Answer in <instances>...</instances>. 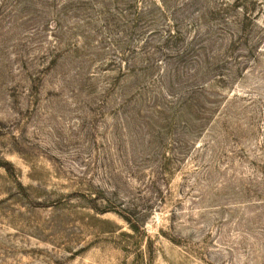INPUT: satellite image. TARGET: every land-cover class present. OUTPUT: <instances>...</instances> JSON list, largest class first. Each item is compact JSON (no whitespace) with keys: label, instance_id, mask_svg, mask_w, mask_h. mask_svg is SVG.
<instances>
[{"label":"rangeland","instance_id":"rangeland-1","mask_svg":"<svg viewBox=\"0 0 264 264\" xmlns=\"http://www.w3.org/2000/svg\"><path fill=\"white\" fill-rule=\"evenodd\" d=\"M10 1L0 264H264V0Z\"/></svg>","mask_w":264,"mask_h":264},{"label":"trees","instance_id":"trees-1","mask_svg":"<svg viewBox=\"0 0 264 264\" xmlns=\"http://www.w3.org/2000/svg\"><path fill=\"white\" fill-rule=\"evenodd\" d=\"M19 1L20 0H13V3L15 4V6L17 4H19L18 3ZM50 1H54V0H50ZM55 1H59V0H55ZM66 1H68L70 3V5L71 4L78 3L79 11H81V10L91 11L94 8L96 9V6L101 7V5H102L101 8H103V10H108L109 9V6H110V4L107 3L109 0H66ZM66 1H64L62 3L61 2H56V3L59 5V7H61V6H63L66 3ZM227 1H229V0H227ZM10 2H11L10 0H0V12L1 13L4 12V11H7L10 7H13L12 3L10 4ZM31 2L35 5V3H34L35 0H31ZM40 2H41L40 3L41 6L44 9H47V2H46V0H40ZM48 5H50V4H48ZM226 7H228V5L226 4V2H225V4L223 2L221 4V9H219V13L216 12V10H213L212 11L211 10L212 9L211 6L206 11L210 12L209 13V17L211 18V20L217 21V19L219 18V20L221 19V21H222V20H224V14H225V11H226ZM238 8L240 9L241 7H238ZM127 10L128 9H126L125 12ZM227 11H228V9H227ZM44 13L46 14V11H44ZM222 15H223V17H222ZM248 15H249V13H248ZM213 17H218V18L213 19ZM227 20H229L228 16H227ZM92 21H94V19L91 17V15H86L85 19H82L81 20V23H84V24L87 25L88 22L90 23ZM31 26L23 27L22 28V31L25 32V33L30 32V33H32V35H36V36L37 35L40 36L41 34H44L45 32L48 31L47 30L48 29V23H43L42 21H40V23H38L37 21L35 23H31ZM70 30L71 29H68L67 31L69 33H72ZM51 32L53 34V35H51V37H54L55 38L54 34L56 33V31H51ZM165 34H166V37L165 38L168 39V41L171 40V39H174V38H176L178 36L177 38L181 37V39H182V41L184 42L185 45H186V42L188 43L187 46H186L187 48L183 51V54L194 56L193 58H194L195 62L192 61L193 63H196V58H199L200 59V56L197 53L198 46L195 44V41L192 40V41L189 42L186 36H185L186 39L183 38L184 37V32L183 31H181V30L178 31V30L175 29V27H173V29L171 31H169V32L166 31ZM231 38H232V36L230 37V39ZM230 41H233V40H230ZM174 47L177 48L178 46H174ZM209 58H210V56L207 54L204 57V63H209ZM200 61L203 62V60H201V59H200ZM182 62H184L187 65L186 61H182ZM219 63L215 64V63L212 62L211 65L218 67V64ZM187 68L189 69V66L188 65H187ZM197 71H199L198 68L194 69V72H197ZM217 76H223V75L218 74ZM191 102H192V100H191ZM188 104H190V106H184V107H181V104H179L180 105L179 110L180 109H187V110H189L191 112H196V111H194V106H195L194 103L193 104L192 103H188Z\"/></svg>","mask_w":264,"mask_h":264}]
</instances>
